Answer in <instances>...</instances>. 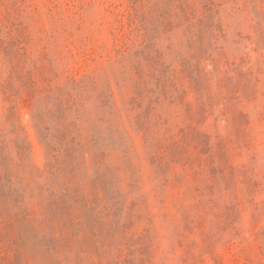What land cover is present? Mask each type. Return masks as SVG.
Here are the masks:
<instances>
[{
	"label": "rangeland",
	"instance_id": "1",
	"mask_svg": "<svg viewBox=\"0 0 264 264\" xmlns=\"http://www.w3.org/2000/svg\"><path fill=\"white\" fill-rule=\"evenodd\" d=\"M0 177V264H264V0H0Z\"/></svg>",
	"mask_w": 264,
	"mask_h": 264
},
{
	"label": "trees",
	"instance_id": "2",
	"mask_svg": "<svg viewBox=\"0 0 264 264\" xmlns=\"http://www.w3.org/2000/svg\"><path fill=\"white\" fill-rule=\"evenodd\" d=\"M3 180H4V179H3L2 177H0V183H1V184H4ZM7 181L9 182V180H7ZM3 187H4V186H3ZM4 188H5V187H4ZM3 190H5V189H3Z\"/></svg>",
	"mask_w": 264,
	"mask_h": 264
}]
</instances>
